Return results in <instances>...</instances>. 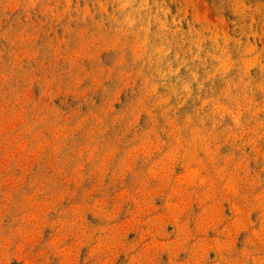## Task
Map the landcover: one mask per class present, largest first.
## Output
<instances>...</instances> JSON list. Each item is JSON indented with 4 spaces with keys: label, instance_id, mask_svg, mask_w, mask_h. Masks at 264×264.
<instances>
[{
    "label": "rangeland",
    "instance_id": "obj_1",
    "mask_svg": "<svg viewBox=\"0 0 264 264\" xmlns=\"http://www.w3.org/2000/svg\"><path fill=\"white\" fill-rule=\"evenodd\" d=\"M0 264H264V0H0Z\"/></svg>",
    "mask_w": 264,
    "mask_h": 264
}]
</instances>
